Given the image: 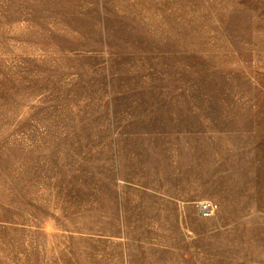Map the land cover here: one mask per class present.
Listing matches in <instances>:
<instances>
[{"label":"rangeland","instance_id":"rangeland-1","mask_svg":"<svg viewBox=\"0 0 264 264\" xmlns=\"http://www.w3.org/2000/svg\"><path fill=\"white\" fill-rule=\"evenodd\" d=\"M0 264H264V0H0Z\"/></svg>","mask_w":264,"mask_h":264},{"label":"built area","instance_id":"built-area-1","mask_svg":"<svg viewBox=\"0 0 264 264\" xmlns=\"http://www.w3.org/2000/svg\"><path fill=\"white\" fill-rule=\"evenodd\" d=\"M199 210L202 214H209L212 210H214V205L208 202H202L199 206Z\"/></svg>","mask_w":264,"mask_h":264}]
</instances>
